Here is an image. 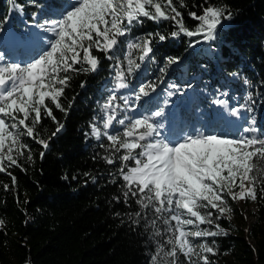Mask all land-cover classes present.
I'll list each match as a JSON object with an SVG mask.
<instances>
[{
	"label": "snow or ice",
	"instance_id": "1",
	"mask_svg": "<svg viewBox=\"0 0 264 264\" xmlns=\"http://www.w3.org/2000/svg\"><path fill=\"white\" fill-rule=\"evenodd\" d=\"M9 3L11 11L24 13L18 0ZM28 6L37 11L19 31L6 30L9 16L0 22V173L10 176L16 187L9 169L26 171L20 163L25 151L27 160H33L25 138L41 146L38 155L44 159L65 127L53 107L66 116L74 103L75 98L62 103L73 76L95 73L108 60L112 87L85 137L104 138L107 144L99 147L107 155L101 159L118 164L115 173H108L111 183L121 181L113 201H134L137 210L129 217L133 225L143 221L151 226L149 264H215L210 256L220 254L218 238L230 235L221 223L231 219L230 201H264V131L255 115L257 101L247 91L243 102L230 104L221 98L228 93L217 89L211 100L216 110L200 114L191 102L203 90L194 92V85L184 80L182 55L165 56L152 79L145 78L144 64L158 62L155 43L181 36L189 38V48L205 44L206 52L215 56V42L235 15L230 6L211 0L193 4L200 14L187 11L198 22L191 27L181 11L188 8L186 0H60L59 7L30 0ZM146 20L171 21L172 30L134 35ZM136 52L140 55L134 59ZM174 65L183 75L162 88ZM199 67L206 71V65ZM241 80L251 84L247 77ZM86 84L81 81L80 87ZM259 85L264 87V80ZM45 118L56 125L46 139L38 131ZM221 122L236 130L217 131ZM3 189L8 192L9 184ZM5 228L0 218V231Z\"/></svg>",
	"mask_w": 264,
	"mask_h": 264
},
{
	"label": "trees",
	"instance_id": "2",
	"mask_svg": "<svg viewBox=\"0 0 264 264\" xmlns=\"http://www.w3.org/2000/svg\"><path fill=\"white\" fill-rule=\"evenodd\" d=\"M41 2L47 7H59L60 0ZM211 2L226 4L235 13L221 38L215 42L216 55L206 52L205 44L189 48V38L185 36L158 42L153 45L158 62L144 64L145 78L152 79L158 74L165 56L182 55L187 71L184 80L194 85V92L203 90L194 97L192 109H198L200 114L213 113L216 106L211 100L217 89L228 93L227 97L221 98L228 99L230 104L243 102L246 92L252 91L257 101L255 115L264 131V97L260 95L264 87L259 85L264 80V0ZM18 3L25 6L22 15L10 10L9 0H0V22L9 16L5 26H9L10 31H19L37 11L28 6L30 0H18ZM186 3L188 8L181 11L186 26L191 27L198 22L189 18L187 11L195 10L200 14L192 5L202 4L203 0H186ZM171 30V21L157 24L146 20L133 34L157 31L167 34ZM93 54L104 55L95 51ZM201 64L206 65V71L199 67ZM232 72H237V77L228 75ZM182 75L181 68L172 66L163 86ZM193 75L195 80L191 79ZM241 76L247 77L251 84L245 85ZM112 79L108 60H104L95 73L74 75L62 98L65 105L73 98L74 103L66 116L53 107L54 115L65 123V127L52 140L44 159L38 155L41 146L25 138L32 148L33 160H27L25 151L20 163L26 171L9 169L17 178L16 187H12L10 176L0 173V218L6 222V228L0 231V264H26V261L31 264H149L154 249L149 239L151 226L143 221L133 225L129 217L137 210L134 201L128 205L113 201L121 181L111 183L108 173H115L118 164L108 165L101 159L107 155L99 147L101 142L107 144L104 138L96 141L85 137L89 123L111 90ZM84 80L86 87L81 88L80 82ZM55 127L51 119L45 118L38 131L46 139ZM217 131L231 130L221 122ZM5 183L10 186L8 192L3 189ZM230 203L235 204L236 217L244 219V211L252 201ZM257 206L254 213L257 220L250 226L238 225L232 218L221 221L230 235L218 238L220 254L210 256L215 264H264V201L258 200ZM25 220L29 222L25 223Z\"/></svg>",
	"mask_w": 264,
	"mask_h": 264
},
{
	"label": "rangeland",
	"instance_id": "3",
	"mask_svg": "<svg viewBox=\"0 0 264 264\" xmlns=\"http://www.w3.org/2000/svg\"><path fill=\"white\" fill-rule=\"evenodd\" d=\"M25 13V11H24ZM6 30H9V26H5ZM140 55L139 52H136L134 53V56L133 58L135 59L136 57H138ZM139 62V61H138ZM167 86V85H166ZM166 86H161L162 88L163 87H166ZM178 99H181V98H178ZM217 108V106H216ZM197 127H199V125H197ZM235 131V130H233ZM232 208H233V212L231 213V218L233 220L236 221V223L239 225V224H242L244 226H250L252 223L256 222L257 218L255 216V212H257V209H258V206H257V201L256 202H253L251 203V205L249 207L246 208V210L244 211V214H243V217L244 219H238L236 216H237V213L234 211V208H235V204H232L230 203ZM228 259H231V256L230 255H227L226 256Z\"/></svg>",
	"mask_w": 264,
	"mask_h": 264
}]
</instances>
